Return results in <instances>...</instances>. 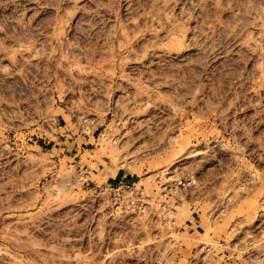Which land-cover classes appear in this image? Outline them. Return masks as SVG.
<instances>
[{
    "label": "rangeland",
    "instance_id": "374dc122",
    "mask_svg": "<svg viewBox=\"0 0 264 264\" xmlns=\"http://www.w3.org/2000/svg\"><path fill=\"white\" fill-rule=\"evenodd\" d=\"M0 264H264V0H0Z\"/></svg>",
    "mask_w": 264,
    "mask_h": 264
},
{
    "label": "built area",
    "instance_id": "2783aa9c",
    "mask_svg": "<svg viewBox=\"0 0 264 264\" xmlns=\"http://www.w3.org/2000/svg\"><path fill=\"white\" fill-rule=\"evenodd\" d=\"M183 184L181 180L176 181V183L170 186H165L163 189H165V195L170 194L171 192H175L178 185ZM102 190L106 193H112L114 195V198L116 196L120 197V200L127 204V206L136 208L139 210H143L145 205L143 204L142 199V192L138 190L135 186L134 182L127 181H119L118 185L115 189L110 188V184H103ZM111 191V192H110ZM160 208L164 210V212L168 215L169 219L171 220V224L175 223L174 219V206L169 205L166 202H163L160 204Z\"/></svg>",
    "mask_w": 264,
    "mask_h": 264
},
{
    "label": "crops",
    "instance_id": "0c3cea01",
    "mask_svg": "<svg viewBox=\"0 0 264 264\" xmlns=\"http://www.w3.org/2000/svg\"><path fill=\"white\" fill-rule=\"evenodd\" d=\"M125 176H126L125 174H121V176L119 175L118 177L119 178H123ZM186 226L188 227L189 230H192L191 233H195V232L199 233V232H201V230H203L205 228L203 226V222L200 221V219L199 218H196L195 216H192L188 220Z\"/></svg>",
    "mask_w": 264,
    "mask_h": 264
}]
</instances>
